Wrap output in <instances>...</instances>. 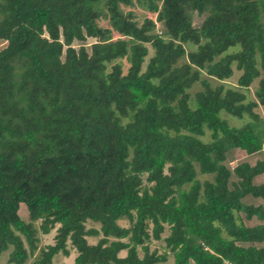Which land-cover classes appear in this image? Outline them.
<instances>
[{"label":"trees","instance_id":"1","mask_svg":"<svg viewBox=\"0 0 264 264\" xmlns=\"http://www.w3.org/2000/svg\"><path fill=\"white\" fill-rule=\"evenodd\" d=\"M0 40L8 264H264V161L225 164L264 151V0H0Z\"/></svg>","mask_w":264,"mask_h":264},{"label":"rangeland","instance_id":"2","mask_svg":"<svg viewBox=\"0 0 264 264\" xmlns=\"http://www.w3.org/2000/svg\"><path fill=\"white\" fill-rule=\"evenodd\" d=\"M126 10H133L135 12V14H136L137 20L140 21V22L143 21V19H145L146 17H148V18L152 19L153 21H155V17H156L155 15H153L151 13H148V12L138 8V7H133L131 9L130 8H126ZM203 19H204V16L200 17V16L195 14L193 16V19H192V23H193L194 27L198 28L201 25ZM101 24L104 25L105 23H101ZM114 37L118 38V36L116 34H114ZM94 42H95L94 39L89 38L85 42H82V43H77V42L73 43V47L78 48L79 45L83 44L86 47V49L88 51H90V45L92 43H94ZM6 45H7V43L5 41L0 40V50L5 48ZM150 51H151L150 52V55H151L152 54V50H150ZM122 65H123L124 70H126L127 69L126 63L122 61ZM239 75H240L239 72L234 71V75L232 76V78H230L229 80L225 81V84H227L226 86L227 87H231V88L236 87L237 79H238ZM212 84L216 85L215 82H212ZM256 85H257V82L255 81L251 85V87L249 88L248 92L246 93L250 100H254V91H255ZM200 90H201V85H200V83H198L190 90V93L192 95H194L195 93H197ZM255 112L260 116V118L264 119V107H258L257 109H255ZM224 114L225 113H222V117L227 120V122L230 124V126L240 127L244 123L247 122L246 119L239 120L237 118H230V117H228V116H226ZM202 140L204 142L209 141V133H207L206 136L204 138H202ZM258 161H264V151L248 156L243 151L233 150L232 152H230L228 154L225 164L230 169H233L235 166H237L240 163H248L249 165L253 166ZM199 179L206 180V179H210V177L201 175V176H199ZM254 183L255 184L264 183V173L262 175L256 177L255 180H254ZM245 202H247L249 204H253L255 206L262 205L264 207V202L262 200H255V199H252V198H248V199L245 200ZM18 214H19V217L22 220H24L25 222L28 221V213H27L26 207L24 205L20 206ZM245 223L248 226H254V225L259 224V222L257 220H255V219H253L251 221H246ZM120 224L122 226H127V222H125V221L120 222ZM38 226H39V223H36V227L37 228H38ZM87 227L91 228V227H96V226L89 222L87 224ZM55 234H56L55 230L51 231V233L47 237H44L41 234H38L39 241H40L39 245H38L39 248H45V246H47L48 244L52 243L53 242V237L55 236ZM167 235H168V230H165V232L162 235V239L161 240H159V241H156V240L151 241V243H150V251L156 250L159 254H164L167 250L164 247L163 240H164V238H166ZM90 242H92V241H90ZM93 242H95V240ZM256 246L257 247H264V242L262 244H256ZM9 252H10V250L1 254V256H0V264H8ZM38 254L39 253H36L33 257H31L27 261L26 264H33L35 258H37V256H38ZM73 254H75V253H73V251H72L69 257H62V256L58 255L57 257L54 258L53 262H54V264H72L71 263V259H72L71 255H73ZM120 256H125V253L124 252L120 253ZM164 264H173L172 257L169 256L168 261L166 263H164Z\"/></svg>","mask_w":264,"mask_h":264},{"label":"crops","instance_id":"3","mask_svg":"<svg viewBox=\"0 0 264 264\" xmlns=\"http://www.w3.org/2000/svg\"><path fill=\"white\" fill-rule=\"evenodd\" d=\"M72 259H71V263L73 264L74 258H75V254L71 255Z\"/></svg>","mask_w":264,"mask_h":264}]
</instances>
